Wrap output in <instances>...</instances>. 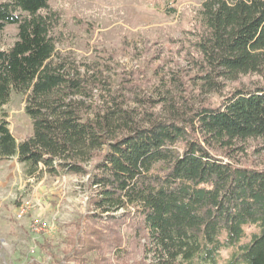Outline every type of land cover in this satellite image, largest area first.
<instances>
[{
  "label": "trees",
  "instance_id": "trees-1",
  "mask_svg": "<svg viewBox=\"0 0 264 264\" xmlns=\"http://www.w3.org/2000/svg\"><path fill=\"white\" fill-rule=\"evenodd\" d=\"M49 1H0V31L18 28L0 48V159L16 158L30 177L88 185L89 209L60 264H86L88 254L93 264H216L224 248L233 249L227 264H264V168L234 154L264 138V0L204 3L186 60L207 91H228L182 122L148 126L88 115L80 96L91 80L55 57L59 15ZM244 77L260 85H242ZM13 92L26 95L32 120L22 140L3 112ZM247 227L256 231L245 241Z\"/></svg>",
  "mask_w": 264,
  "mask_h": 264
},
{
  "label": "rangeland",
  "instance_id": "rangeland-1",
  "mask_svg": "<svg viewBox=\"0 0 264 264\" xmlns=\"http://www.w3.org/2000/svg\"><path fill=\"white\" fill-rule=\"evenodd\" d=\"M207 1L50 0L59 15L55 57L91 80L88 94L80 96L90 107L88 115L111 114L113 123L121 124L125 114L130 125L148 126L182 122L201 104L217 105L228 90L207 91L186 60ZM17 33L15 24L0 31V48H9ZM240 83L260 85L258 77ZM237 85L230 82L228 88ZM25 103V94L13 92L3 108L18 140L33 131ZM244 144L243 153L234 151L236 159L264 168V138ZM88 196V185L78 177H30L16 158L0 159V264H60L70 251L73 225L89 209ZM253 231L247 227L245 241ZM232 252L222 249L216 264H227ZM86 257V264H93L94 255Z\"/></svg>",
  "mask_w": 264,
  "mask_h": 264
}]
</instances>
